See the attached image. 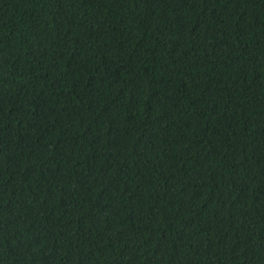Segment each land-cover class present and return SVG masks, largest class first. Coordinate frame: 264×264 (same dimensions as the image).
Masks as SVG:
<instances>
[{
  "label": "trees",
  "instance_id": "trees-1",
  "mask_svg": "<svg viewBox=\"0 0 264 264\" xmlns=\"http://www.w3.org/2000/svg\"><path fill=\"white\" fill-rule=\"evenodd\" d=\"M0 264H264V0H0Z\"/></svg>",
  "mask_w": 264,
  "mask_h": 264
}]
</instances>
